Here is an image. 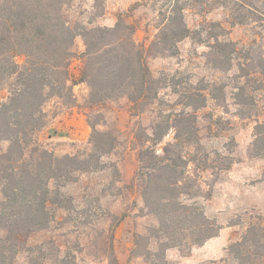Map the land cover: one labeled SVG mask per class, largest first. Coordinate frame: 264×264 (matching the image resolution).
<instances>
[{"label": "trees", "instance_id": "16d2710c", "mask_svg": "<svg viewBox=\"0 0 264 264\" xmlns=\"http://www.w3.org/2000/svg\"><path fill=\"white\" fill-rule=\"evenodd\" d=\"M76 1L0 0V142H9L7 150L0 153V264H16L21 253L27 254L28 264H88L80 257L85 245L62 240L61 236L70 233L55 234L60 228L55 222L59 210L69 213L75 207L64 188L78 173L102 170V158L118 144L114 133L98 128L105 121L100 107L127 99L133 115L154 112L161 90L168 87L183 108L165 114L159 111L150 126H141L136 133L135 181L148 214L156 217L157 224L136 236L133 254L142 256L147 264H171L167 257L170 248L203 245L219 234L221 226L198 201L209 194H204L202 173L210 171L218 179L234 160L221 153H217L220 160L210 153L199 155L197 111L207 103L206 88L181 90L177 82L154 76L148 56H175L179 52L178 43L192 34L185 12L195 4H201L204 12L216 5L248 11L254 7L245 0H155L159 4L157 33L146 46L135 40L138 25L124 15L113 27L94 25V20L88 24L74 21L70 10ZM250 19L246 15L233 17L231 23ZM79 35L85 49L79 56L80 73L74 76L71 65ZM210 47L218 65H232L236 51L233 42L217 38ZM238 66L242 71L239 77L251 75L242 64ZM258 73L255 79L264 76V72ZM80 83L89 89L83 106L93 129L90 152L57 156L37 140L38 132L47 124L45 105L54 98L69 107L77 105L74 87ZM240 88L239 103L253 102L252 96L246 97L245 87ZM170 130L174 131L173 140L159 149ZM255 131L251 150L263 155V121L257 120ZM112 218L114 223L101 241L100 258L107 264H119L114 233L123 218ZM41 232L51 234L33 242ZM93 245L97 249L99 244ZM227 251L236 264H264L261 215Z\"/></svg>", "mask_w": 264, "mask_h": 264}, {"label": "rangeland", "instance_id": "374dc122", "mask_svg": "<svg viewBox=\"0 0 264 264\" xmlns=\"http://www.w3.org/2000/svg\"><path fill=\"white\" fill-rule=\"evenodd\" d=\"M245 1L255 9L248 11L239 6L230 9L216 5L204 12L201 4L189 7L185 14L192 34L178 43L179 52L175 56H148L154 76L177 82L181 90L206 88L207 103L197 111L199 155L210 153L212 158L220 160L217 153H221L234 160L231 168L222 172L218 179L210 171L202 173L204 194H209L207 198H198L207 215L221 226L219 234L212 237L214 241L210 243L217 251L223 249V254L207 258L198 251L200 245L177 246L167 251L171 264H236L228 256V246L241 238L252 220H257L259 215L264 219V154L256 155L251 150L257 120L264 122V76L255 79L260 75L258 72H264V0ZM158 8L155 0H77L70 13L74 21L88 24L94 20V25L109 27L115 26L120 15H124L138 25L135 40L148 46L157 33ZM245 15L252 19L246 23H231L233 17ZM217 38L235 44L232 65H218L214 59V48L210 45H214ZM84 49V40L79 35L71 65L74 76L80 73L82 60L79 56ZM18 60L23 61L21 57ZM238 63L251 74L248 78L239 77L242 71ZM240 87H245L246 97L252 96L253 102L239 103L242 98ZM74 91L77 105L66 106L57 98L45 105L47 124L37 134L38 142L57 156L90 152L93 129L83 106L89 89L85 83H80ZM160 99L154 112L142 115H133L129 111L127 99L110 101L100 107L105 121L98 128L114 133L118 144L102 158V170L78 173L76 180L64 188L73 198L75 207L69 213L62 209L57 212L55 226L60 228L55 234L69 231V235L61 236L62 240L85 245L80 257L88 264H107L100 258L101 241L114 223L113 215L117 219L123 218L114 233L119 264H147L142 256L133 254L135 238L138 234H146L149 227L157 224V219L148 214L135 181L138 168L136 133L141 126H150L159 111L165 114L183 108L177 104V95L170 87L161 90ZM173 137L174 131L170 130L157 147L162 149ZM8 146V141L0 142V153ZM50 234L38 233L32 241L40 242ZM94 243L99 244L97 249ZM27 262L26 253L17 257L16 264ZM45 264L52 263L47 261Z\"/></svg>", "mask_w": 264, "mask_h": 264}, {"label": "crops", "instance_id": "0c3cea01", "mask_svg": "<svg viewBox=\"0 0 264 264\" xmlns=\"http://www.w3.org/2000/svg\"><path fill=\"white\" fill-rule=\"evenodd\" d=\"M214 241V238L206 241L203 245H200V247L198 248V251H201L202 254L204 255V257H219L223 254V249H221L220 251L217 249L215 250V248L213 247V245L210 243V241ZM195 251V250H194ZM195 253V252H194Z\"/></svg>", "mask_w": 264, "mask_h": 264}]
</instances>
